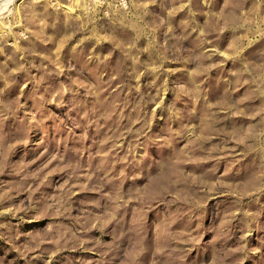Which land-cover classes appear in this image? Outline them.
I'll return each instance as SVG.
<instances>
[{"label":"rangeland","instance_id":"rangeland-1","mask_svg":"<svg viewBox=\"0 0 264 264\" xmlns=\"http://www.w3.org/2000/svg\"><path fill=\"white\" fill-rule=\"evenodd\" d=\"M0 264H264V0L0 4Z\"/></svg>","mask_w":264,"mask_h":264},{"label":"bare ground","instance_id":"bare-ground-1","mask_svg":"<svg viewBox=\"0 0 264 264\" xmlns=\"http://www.w3.org/2000/svg\"><path fill=\"white\" fill-rule=\"evenodd\" d=\"M14 0H0V4H8V3H11L13 2ZM8 6V5H7Z\"/></svg>","mask_w":264,"mask_h":264}]
</instances>
